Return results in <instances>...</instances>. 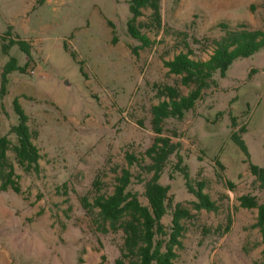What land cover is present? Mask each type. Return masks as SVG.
<instances>
[{
  "label": "rangeland",
  "instance_id": "obj_1",
  "mask_svg": "<svg viewBox=\"0 0 264 264\" xmlns=\"http://www.w3.org/2000/svg\"><path fill=\"white\" fill-rule=\"evenodd\" d=\"M35 1L0 0V75L10 56L28 60L24 73L8 75L0 96V135L16 121L12 101L18 98L41 156L36 173L7 154L21 193L0 192V264H113L121 235L97 230L79 197L91 191L96 176L110 191L126 152L149 161L142 153L155 136L149 123L150 106L160 100L155 86L179 79L167 73L163 60L185 50V42L195 59H207L210 41L222 35L221 22L262 28L263 0H160L161 27L143 29L153 43L138 54L131 47L139 42L126 31L127 0ZM149 13L144 10L141 19ZM15 33L30 43V57L16 45L3 53L2 44ZM166 127L175 131V137L166 131L172 142L181 144L180 165H187L191 180L204 181L217 205L216 211L192 209L171 155L160 181L192 213L182 221L174 264H264L257 209L238 201L247 193L264 201L248 166H264V48L235 59L223 75L215 72L193 110ZM233 131L246 152L231 139ZM132 189L145 202L143 183L135 180Z\"/></svg>",
  "mask_w": 264,
  "mask_h": 264
},
{
  "label": "trees",
  "instance_id": "obj_2",
  "mask_svg": "<svg viewBox=\"0 0 264 264\" xmlns=\"http://www.w3.org/2000/svg\"><path fill=\"white\" fill-rule=\"evenodd\" d=\"M44 2L45 0L35 1L36 4ZM127 4L130 16L126 21V31L139 42L131 47V51L138 54L139 49L149 47L153 43L143 29L152 31L161 27L160 0H127ZM261 7L264 9V0ZM144 10L150 11L146 20L141 19ZM109 25L113 26L111 22ZM218 25L222 29V35L210 41L212 53L207 59H195V50L185 42V50H180L172 59L163 60V65L168 69L167 73L178 76L179 79L174 84L155 86L156 97L160 100L149 109V123L155 136L142 153L149 161L145 163L143 158L139 159L135 153L126 152V165L116 170L117 175L110 191L104 188L99 176H96L92 181L91 191L79 197L82 209L91 215L97 230L121 235L122 242L113 264H174L176 248L181 246L185 229L182 221L191 218L192 213L190 208L181 202H174L169 191L170 186L160 181L171 155L177 157L173 170L181 173L184 189L193 198L189 202L192 209L217 210L215 201L204 192V181L197 179L194 182L190 178L187 165H180L182 157L178 149L181 144L172 142L171 134L175 137V131L168 130L166 123L169 119L182 121L186 113L193 110L204 90L209 87L215 72L223 75L235 59L248 57L264 48V23L262 28L257 29H251L244 23L233 28L224 22ZM115 40L113 36V41ZM15 45L30 57V43L18 34L9 37L7 42L2 44L3 53L8 54L10 47ZM27 65V59L22 64L15 56L9 57L0 75L1 97L6 93L8 75L14 72L24 73ZM181 86L189 88V91L182 93ZM12 105L16 121L8 134L0 135V192L12 190L19 194V176L15 173L13 162L8 159L7 154L11 153L13 161L25 172L36 173L39 171L41 156L33 142L36 131L31 129L28 115L18 98H14ZM240 131H244L243 126ZM231 139L246 152L244 140L237 131L232 132ZM216 163L223 168L218 160ZM133 166L138 169L137 174L131 170ZM248 166L264 196V166L252 163ZM168 176L172 178V172ZM135 180L137 183H143L142 195L145 202L139 198L138 192L132 189ZM228 183L232 187V183ZM238 201L240 206L257 209L254 226L261 232L264 244V201L259 202L257 196L250 193L240 195ZM165 217H169L167 224L163 221ZM230 221L229 219L224 231L229 229Z\"/></svg>",
  "mask_w": 264,
  "mask_h": 264
}]
</instances>
